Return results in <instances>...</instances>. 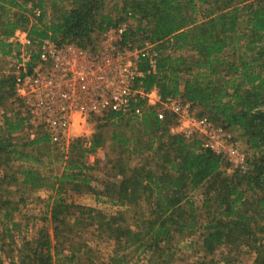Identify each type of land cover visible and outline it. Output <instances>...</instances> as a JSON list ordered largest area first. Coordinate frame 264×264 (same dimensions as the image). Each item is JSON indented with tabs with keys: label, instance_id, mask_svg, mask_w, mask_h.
Wrapping results in <instances>:
<instances>
[{
	"label": "trees",
	"instance_id": "obj_1",
	"mask_svg": "<svg viewBox=\"0 0 264 264\" xmlns=\"http://www.w3.org/2000/svg\"><path fill=\"white\" fill-rule=\"evenodd\" d=\"M105 1L0 0V57L18 51V45L8 41L16 29L27 31L36 42L49 37L86 45L95 32L134 19L136 26L128 28L126 38L138 36L171 49L157 60L156 72L142 78V85L147 89L156 85L162 95H180L201 108L198 116L239 130L253 152L245 173L228 175L221 157L200 148L198 140L170 132L174 123L169 114L163 120L150 110L140 118L109 114L117 119L106 123L109 138L127 158L113 161L114 175L120 179L109 183L106 193L125 209L107 217L92 215L88 208V214L99 230L115 239L120 251L147 253V262L135 264H171V233L191 234L197 224L187 191L203 187L201 207L214 210L201 225L202 251L209 254L222 244H244L254 254L250 264H264V0H118L115 15L104 11ZM13 82V75L0 77V104L13 96ZM13 122L7 123L10 131L21 125L20 119ZM101 128L98 125L87 139H73L72 159L56 180L58 192L69 183L75 190L87 183V177L80 175L87 167L82 158L102 145ZM10 140L0 139V223L6 231L18 225L13 221L18 201H12L9 187L15 183L32 190L48 184L35 169L9 166L11 160L26 155ZM48 141L39 136L28 144ZM130 155L137 159L133 165ZM258 189L262 196L247 205L245 195ZM72 206L77 205L53 199L54 230ZM127 212L135 217L133 227L123 225ZM52 257L50 235L41 228L35 237L22 240L16 263L10 264H52ZM125 257V253L112 257V264H128Z\"/></svg>",
	"mask_w": 264,
	"mask_h": 264
},
{
	"label": "built area",
	"instance_id": "obj_2",
	"mask_svg": "<svg viewBox=\"0 0 264 264\" xmlns=\"http://www.w3.org/2000/svg\"><path fill=\"white\" fill-rule=\"evenodd\" d=\"M128 28V20L106 27L86 45L49 37L36 42L16 29L8 41L19 47L13 52L17 72L12 96L15 119L21 120L18 130L30 140L46 136L51 144L68 149L70 140L88 138L85 130L72 133L74 125L85 129L117 120L109 114L140 118L150 110L158 120L172 116L179 133L227 163L226 173H245L249 156L230 129L198 116L180 95H162L156 85H142V78L154 74L157 60L171 49L158 41L126 38Z\"/></svg>",
	"mask_w": 264,
	"mask_h": 264
},
{
	"label": "rangeland",
	"instance_id": "obj_3",
	"mask_svg": "<svg viewBox=\"0 0 264 264\" xmlns=\"http://www.w3.org/2000/svg\"><path fill=\"white\" fill-rule=\"evenodd\" d=\"M115 4H119V1L106 0L104 11H110L112 15H115L116 12H114L113 8ZM127 20L130 28L136 26L134 19L128 18ZM182 53L186 54L185 51ZM16 72L17 61L15 54L0 57V77L6 75H13L14 77ZM0 109H2V112H0L1 123L4 117L15 121L12 97L4 99L0 104ZM200 109V107L194 108L196 113ZM91 124L95 125V127L98 125L102 126L100 131H102L104 140L102 147L98 150V162L94 163L91 170H87V176L85 177L89 178V182L80 183L77 190L72 188V183H69L60 192H58L57 188L56 190L53 189L51 183L54 181V177L61 172L65 163L72 159V154L70 155L69 152L70 145L68 149L51 144L49 141L30 145L28 144L30 139L26 137L23 131L18 129L10 131L8 125L0 124V127H2L0 128V139L10 137L11 143L26 153L21 160H11L9 166L12 169L21 166L38 169L48 183L37 191L15 183L9 187L12 190V193L9 194L12 201H18V209L13 213V221L18 225L12 230L6 231V226L0 223V264H10V261L16 263L17 249L22 240L35 237L41 228H44L49 233L52 241V264H112V257L121 253L126 254L125 261L128 264L147 262V253L134 252L132 248L120 251L117 248L118 243H116L115 239L108 237V233L99 230L95 224L96 221L88 214V208L93 209L92 215L94 213H103L107 217L125 209L124 206L118 205L113 200L115 196L106 193V187L111 182L119 181L118 178L114 177L113 161L118 157L121 159L127 158L126 153L121 154L116 147H113L109 138L111 129L109 124L99 122ZM230 132L238 140L240 148L244 149L248 156L251 157L253 151L248 150L246 140L239 135V130L231 129ZM72 142L73 140H70V144ZM129 157L131 158L130 165L137 162V159L133 156L130 155ZM91 159L90 156L85 155L82 161L84 164L90 165ZM1 174L2 168H0ZM203 191V187L187 191V197L192 202V209L197 224L191 234L186 232L183 235L171 233L172 238L169 244L170 251L173 252L171 264H250L254 254L252 249L244 244H222L209 254L202 251L200 243L201 234L204 230L201 225L208 219V214H211L214 210L213 207L208 210L201 207L204 198ZM262 194L263 192L259 189L254 193L248 192L245 195L247 205L255 203V198L262 196ZM53 197H61L67 203L81 206L80 210L82 211L81 213L77 206H72L65 221L57 223L56 230H54V222H52L51 218H48V216L50 217L49 203ZM124 217L123 225L133 227V219H135L133 213L127 212ZM190 222L194 221L190 220ZM56 251L57 253H55Z\"/></svg>",
	"mask_w": 264,
	"mask_h": 264
},
{
	"label": "crops",
	"instance_id": "obj_4",
	"mask_svg": "<svg viewBox=\"0 0 264 264\" xmlns=\"http://www.w3.org/2000/svg\"><path fill=\"white\" fill-rule=\"evenodd\" d=\"M0 112H2V109H0ZM7 123H11V124H13L14 122L11 121L10 119H8V117H7V118L4 117L3 122H2V123L0 122V124H6V125H8ZM0 128H2V127H0ZM169 129H170V132H172V133H179V130H178L177 127L174 126V125L170 126ZM83 130H85V134H86L87 137L89 138V137H90V136L96 131V127H95V125H93V124H88L87 127H86L85 129H83L82 127H80V126H78V125H74L73 128L71 129V132H72V133H80V132H82ZM101 147H102V145H100L99 147H97L93 153H90V155H89V154L86 155V156H90V158H92V159H91V163H90V165H86V164H85L87 167L84 168V170H81V174H80V175H85V176H87V174H86V173H87V170H89V169L91 170V169L93 168L94 163H97V162H98L97 154H98V150H99ZM35 170L38 171L40 177H43L44 179H46V178L40 173V171H39L38 169H35ZM63 170H64V167L62 168L61 172H60L57 176L54 177V181H53V182H55V184H54V188H53V189H55V190H56V188H57L56 185H58L56 180L60 177V175H61V173H62ZM114 177L120 179L119 176H116V175H115ZM87 179H88V181H87V183H88V182H89V178H87ZM45 186H46V185L41 186V187H45ZM28 189H29V188H28ZM39 189H41V188L38 187V188H36V189H32V190L37 191V190H39ZM54 198H56V197H53L52 200H51V202L49 203V204H50V207H51V204H52ZM94 198H96V197H94ZM66 202H67V201H66ZM90 206H93V205H90ZM48 218H50V217L48 216ZM71 260H72V259H71Z\"/></svg>",
	"mask_w": 264,
	"mask_h": 264
}]
</instances>
